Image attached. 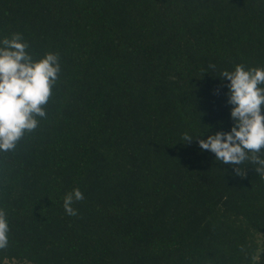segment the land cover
<instances>
[{
  "label": "trees",
  "instance_id": "1",
  "mask_svg": "<svg viewBox=\"0 0 264 264\" xmlns=\"http://www.w3.org/2000/svg\"><path fill=\"white\" fill-rule=\"evenodd\" d=\"M14 33L60 72L0 152V264H264V177L197 143L233 126L220 73L264 69V0H0Z\"/></svg>",
  "mask_w": 264,
  "mask_h": 264
},
{
  "label": "clouds",
  "instance_id": "2",
  "mask_svg": "<svg viewBox=\"0 0 264 264\" xmlns=\"http://www.w3.org/2000/svg\"><path fill=\"white\" fill-rule=\"evenodd\" d=\"M0 152L14 151L26 133L34 132L39 118L46 117L45 105L52 95L58 79L60 65L58 55L46 54L33 61L26 52L28 44L20 33L0 41ZM210 68L215 69L214 65ZM220 77L226 85L227 104L232 105L230 131H218L207 139H198L200 149L215 154V159L231 165L235 174L244 177L240 165L248 162L264 177V69H245L238 64L234 71L224 70ZM184 142L194 139L185 133ZM84 199L77 188L63 198V208L69 216H76L75 202ZM7 212L0 208V250L9 244Z\"/></svg>",
  "mask_w": 264,
  "mask_h": 264
},
{
  "label": "rangeland",
  "instance_id": "3",
  "mask_svg": "<svg viewBox=\"0 0 264 264\" xmlns=\"http://www.w3.org/2000/svg\"><path fill=\"white\" fill-rule=\"evenodd\" d=\"M259 242L261 243V239H259ZM5 264H15V263H11L10 261H8Z\"/></svg>",
  "mask_w": 264,
  "mask_h": 264
}]
</instances>
